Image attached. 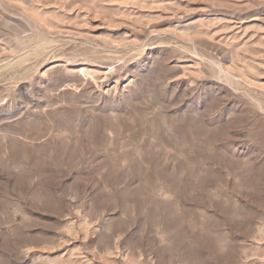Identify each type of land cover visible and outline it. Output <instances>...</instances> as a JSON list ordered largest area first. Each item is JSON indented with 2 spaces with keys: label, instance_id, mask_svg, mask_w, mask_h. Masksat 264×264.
<instances>
[{
  "label": "rangeland",
  "instance_id": "1",
  "mask_svg": "<svg viewBox=\"0 0 264 264\" xmlns=\"http://www.w3.org/2000/svg\"><path fill=\"white\" fill-rule=\"evenodd\" d=\"M0 264H264V0H0Z\"/></svg>",
  "mask_w": 264,
  "mask_h": 264
}]
</instances>
